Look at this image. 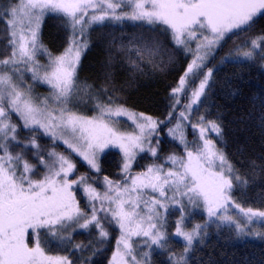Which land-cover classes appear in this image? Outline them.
Returning a JSON list of instances; mask_svg holds the SVG:
<instances>
[{"label":"snow or ice","instance_id":"snow-or-ice-1","mask_svg":"<svg viewBox=\"0 0 264 264\" xmlns=\"http://www.w3.org/2000/svg\"><path fill=\"white\" fill-rule=\"evenodd\" d=\"M49 14L61 16L71 30L68 46L60 55H53L40 40ZM106 20L141 22L148 27L127 42L122 39L113 45L104 83L96 90L78 80L77 69L89 47L87 30ZM0 23L7 44L0 58V264H92L101 242L109 236L104 225L108 216V223L114 222L120 230L108 264H152L154 250L167 253L169 264H188L194 241L207 235L206 225L185 226L188 206L201 208L209 220L234 226L238 237H264V232L246 231L255 221H264V210L244 206L234 196L233 190L248 181L209 136L210 132L221 136L220 124L199 116L191 124L198 130V139L191 144L184 124L213 77V69L206 67L208 59L227 40L241 34L248 38L229 49L222 61L258 57L264 65V0H0ZM162 37L175 46L173 51L191 56L171 89L172 110L167 120H172L180 94L187 96L190 90L191 95L175 127L168 128L183 153L170 152L159 163L161 142L153 143L152 138L166 121L127 108L111 85V69L116 63L126 65L133 74L143 73V64L158 69L155 58L164 49ZM39 55L47 56V64L40 63ZM172 60L169 55L168 63ZM28 72L32 79L50 86L49 96H32L31 85L25 87ZM194 79L199 80L198 87L190 86ZM85 97L94 108L91 116L74 109L73 102H83ZM12 113L23 128L32 130L26 140H21V125L13 121ZM122 116L138 131H121L120 121L114 118ZM36 128L70 151L52 149L45 156ZM13 144L34 149L38 163L26 159L23 151L14 152ZM109 147L123 154L121 172L130 184L103 176L106 191L101 193L90 183L88 173L78 172L72 154L100 173V155ZM144 152L156 159L145 171L132 174V163ZM80 188L91 212L77 199ZM172 206L179 208L180 216L169 232L167 213ZM233 209L240 215H234ZM90 226L97 230V240L90 254L84 255L86 246L72 242L71 234ZM173 236L183 240L181 251L172 249ZM53 244L72 251L53 255L49 251ZM75 251L81 253L78 261L72 255Z\"/></svg>","mask_w":264,"mask_h":264},{"label":"trees","instance_id":"trees-1","mask_svg":"<svg viewBox=\"0 0 264 264\" xmlns=\"http://www.w3.org/2000/svg\"><path fill=\"white\" fill-rule=\"evenodd\" d=\"M147 25L141 22L123 21L114 22L106 20L103 24H93L86 32L89 47L81 56L77 69V78L83 84H89L93 89L99 90L104 83V73L109 59L110 52H113V45L120 43L123 39L127 42L134 33L147 29ZM70 28L65 26L61 16L46 15L40 30V40L53 55H60L68 46ZM247 37L241 34L234 36L231 40L223 43L221 48L210 57L206 67L213 69V77L209 81V87L205 95L201 96L197 103L193 118L204 116L208 120H216L221 128V136L214 137L218 148H221L228 158L240 170L242 176L248 181L247 185H238L233 194L244 206L260 208L264 210V65L257 57L254 60L226 59L221 57L227 55L229 49L234 45H242L247 42ZM163 40V37H162ZM164 49L155 59L160 65L153 69L149 64H143V73L133 74L126 65L116 63L111 71L114 79L111 85L117 89V96L127 108L137 113H145L158 120L167 121V124L160 128L165 132L172 122L178 117L183 105H175L172 120H167L168 113L172 110L171 89L175 87L188 62L190 55H185L180 50H174L175 46L169 40H163ZM7 44L4 39V25L0 23V58L6 54ZM169 55L173 60L168 63ZM40 63L47 64L48 58L39 55ZM206 70V69H205ZM25 87L31 85V93L34 98L42 99L49 96L51 89L39 80L32 79L24 74ZM198 80H192L190 86H194ZM74 109L86 115H93L94 108L85 97L83 102L74 101ZM14 122L21 125L18 117L12 113ZM122 131H130L133 126L123 122L119 124ZM189 131V129H188ZM32 130L19 128L21 140H26ZM38 143L44 150L55 149L59 152H69L61 144L44 137L40 132L35 131ZM170 143V142H168ZM173 145L174 143H170ZM14 152L23 151L26 159L38 163L35 150L24 147L23 144H13ZM77 162L79 173H88L90 183L101 193L106 191L103 176L112 180L127 182L121 172L122 156L115 150L105 151L100 155L101 171H91L78 157L73 155ZM145 153L140 154L134 161L131 173L136 174L144 171L153 161H150ZM42 169V166H39ZM77 199L81 207L91 212L88 207L89 201L83 189L76 190ZM99 207V202H95ZM105 213L100 212L99 216L104 217ZM180 211L171 209L167 213L169 232L174 230L175 221L179 218ZM111 217L104 220V225L109 232L106 240L101 242V250L92 257V264H108L116 242L120 236V230L114 222L108 223ZM195 224L206 225L207 235L203 240H196L193 243L191 252L187 255L188 264H264V237L249 235L237 236L232 225H222L218 221H208L201 208L188 207L185 219V226L191 229ZM264 232V222H254L247 230ZM72 242L82 243L86 247L84 255L90 254L97 240V230L90 226V229H77L72 232ZM137 240V239H136ZM171 247L175 251H181L183 240L171 237ZM50 253L67 254L71 248H64L53 244ZM73 258L77 261L81 258L78 251L72 252ZM152 264H169L167 253L154 250Z\"/></svg>","mask_w":264,"mask_h":264},{"label":"rangeland","instance_id":"rangeland-1","mask_svg":"<svg viewBox=\"0 0 264 264\" xmlns=\"http://www.w3.org/2000/svg\"><path fill=\"white\" fill-rule=\"evenodd\" d=\"M25 74H27L28 76H31L32 77V74L30 73V72H28V73H25ZM192 81V80H191ZM190 81V82H191ZM45 84V83H44ZM198 84H199V80L197 81V83H195L194 84V86H192V87H198ZM47 85V84H46ZM49 88H50V86L49 85H47ZM51 89V88H50ZM51 91H52V89H51ZM191 95V93H190V90L187 92V96L184 94V93H181L180 94V96H179V99H180V103L179 104H177V106L179 107V109H180V107L183 105V101H184V98L186 99V102H185V104H187V103H189V99H188V97ZM50 103H52V101L50 100ZM184 104V105H185ZM196 105L197 104H195V105H193L192 106V109H191V116H190V120L189 121H184V124H185V135H186V137H187V140L189 141V143L191 144L192 142H194V141H196L197 139H198V130H193L192 129V127H191V124L192 123H195L196 121H197V119H194L193 118V114H194V110H195V107H196ZM182 110H184V109H180V111H182ZM15 114V113H14ZM16 115V114H15ZM17 116V115H16ZM179 116V115H178ZM18 117V116H17ZM18 119H19V117H18ZM114 119H118L119 121H120V124H122L123 122H126L127 124H129V125H132L133 126V128H132V130H130V131H125V132H131V131H133V130H136L135 129V125L132 123V121L131 120H128L127 119V117H119V118H114ZM20 120V119H19ZM20 122H21V128L23 129V130H30V129H25V128H23L22 127V121L20 120ZM175 122H176V119L172 122V125L170 126V128L171 127H175ZM167 124V121H166V123L165 124H162V125H160V127L157 129V132L159 133V135H156V136H154L152 139H153V143H155V141H157V140H159L161 143H160V151H159V156H160V160L158 161L159 163H163L164 162V157L167 155V154H169L170 152H173V151H175V152H178V153H180V154H182L183 153V146L182 145H180L177 141H175V140H173L172 138H171V136L169 135V133H168V129L165 131V132H163V133H161L160 132V128L161 127H163L164 125H166ZM119 126V125H118ZM188 129H189V131H188ZM121 130V129H120ZM35 131H38V132H40L44 137H46V138H49V139H51V140H53L52 139V137H50V136H47V135H45L44 134V132H43V130L42 129H39V128H36L35 129ZM122 131V130H121ZM136 131H138V130H136ZM209 136H210V138H212L213 139V141H214V137H217V135L214 133V132H210L209 133ZM55 142H57V143H59V144H61L63 147H65L66 148V150H68V151H70L69 149H67V146L66 145H64L60 140H56ZM168 142H172V143H174L173 145H171L170 143H168ZM215 142V141H214ZM16 145V144H15ZM108 150H115V151H117V152H119L120 154H121V156H122V158H123V154L121 153V151L118 149V148H115V147H109V148H106L105 150H104V152L105 151H108ZM103 152V153H104ZM103 153H101V155L103 154ZM146 155H147V157L149 158V159H151L150 161H154L156 158L155 157H152L149 153H147V152H144ZM139 154H143V153H139ZM138 154V155H139ZM73 155H75L74 153H73ZM137 155V156H138ZM77 157V156H76ZM79 158V157H78ZM80 159V158H79ZM136 159H137V157H136ZM135 159V160H136ZM81 160V159H80ZM82 161V160H81ZM83 162V161H82ZM84 163V162H83ZM134 163V162H133ZM133 163H132V165H133ZM85 164V163H84ZM151 164V163H150ZM149 164V165H150ZM86 165V164H85ZM87 166V165H86ZM88 167V166H87ZM147 167V166H146ZM167 167H171V165L169 164V165H167ZM146 170V168L144 169V171ZM92 171V170H91ZM94 172V171H93ZM127 183H129L130 184V180H127ZM185 203H187L186 201H185ZM188 207H191V206H188ZM171 209H178V207H176V206H172V207H170L169 208V210H171ZM203 211V210H202ZM204 212V214H205V216H206V218H207V220L208 221H214V219L213 220H209L208 219V216H207V213L205 212V211H203ZM232 213L234 214V215H237V216H239L240 215V213L238 212V210H235V209H233L232 210ZM219 222V221H218ZM256 222H264V221H259V220H257ZM220 223V222H219ZM221 224V223H220ZM222 225H229V224H222ZM177 238V237H176ZM136 239H139V238H136V237H133V240L135 241ZM180 239V238H179ZM182 240V239H181ZM117 246V245H116ZM116 246H115V249H114V252H115V250H116ZM113 252V253H114ZM111 259V258H110Z\"/></svg>","mask_w":264,"mask_h":264}]
</instances>
